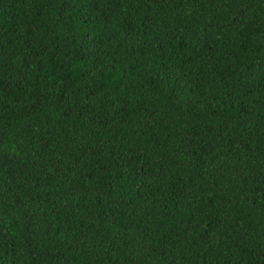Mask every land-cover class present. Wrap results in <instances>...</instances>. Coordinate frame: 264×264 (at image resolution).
<instances>
[{
    "label": "trees",
    "instance_id": "trees-1",
    "mask_svg": "<svg viewBox=\"0 0 264 264\" xmlns=\"http://www.w3.org/2000/svg\"><path fill=\"white\" fill-rule=\"evenodd\" d=\"M0 264H264V0H0Z\"/></svg>",
    "mask_w": 264,
    "mask_h": 264
}]
</instances>
